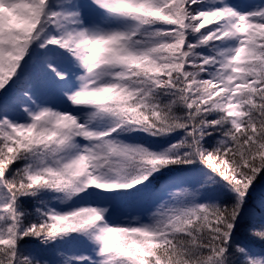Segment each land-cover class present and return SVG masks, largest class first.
Segmentation results:
<instances>
[{
	"label": "snow or ice",
	"instance_id": "6c2138e0",
	"mask_svg": "<svg viewBox=\"0 0 264 264\" xmlns=\"http://www.w3.org/2000/svg\"><path fill=\"white\" fill-rule=\"evenodd\" d=\"M261 178L264 0H0V264H264Z\"/></svg>",
	"mask_w": 264,
	"mask_h": 264
},
{
	"label": "trees",
	"instance_id": "16d2710c",
	"mask_svg": "<svg viewBox=\"0 0 264 264\" xmlns=\"http://www.w3.org/2000/svg\"><path fill=\"white\" fill-rule=\"evenodd\" d=\"M260 183H264V178H261V180L258 182V185H257L258 188H259ZM257 196H259V192H257Z\"/></svg>",
	"mask_w": 264,
	"mask_h": 264
}]
</instances>
